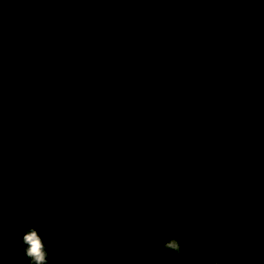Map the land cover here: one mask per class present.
Instances as JSON below:
<instances>
[{
	"label": "trees",
	"instance_id": "16d2710c",
	"mask_svg": "<svg viewBox=\"0 0 264 264\" xmlns=\"http://www.w3.org/2000/svg\"><path fill=\"white\" fill-rule=\"evenodd\" d=\"M2 1L1 19L11 18L9 1L7 6ZM187 2L144 0L136 4L146 3L142 6L149 12L144 16L151 19L152 26L162 34H171L166 44L169 50L161 56L153 49L140 54L132 53L131 48L122 52L120 42L126 37L120 30H114L109 48L102 47L107 42L101 46L100 32L94 27L100 18L87 16L91 11L101 14L107 6L94 0H65L70 7L68 20H78L92 37L85 55L87 36L80 31L69 47L59 37L50 42L40 30L35 33L37 40L19 39L33 45V50H21L26 47H15L11 36H0V88L10 85L16 74L18 78L29 74L27 65L20 66L24 65L21 60L6 62V47L10 45L16 48L15 53H20L19 49L28 52V62L39 66L43 74L47 66L61 65L60 61L75 69L71 90L57 92L62 98L72 96L74 100L78 76H82L84 88V76L92 63L111 69L135 92L128 99L121 124L103 129L104 133L100 128L96 135L92 133L93 140L100 143L90 146L104 153L106 159L103 173L107 175L99 188L93 190L91 183L84 182L91 168L74 180L80 162L83 167L87 162L86 156L79 154H63L69 167H56L62 159L54 161L47 154L36 177L34 171L23 176L22 169L7 174L9 179L12 175V186L21 180L36 186H16L14 218L7 199L0 203L1 252L24 251L16 223L22 233L37 230L48 264H264V31L248 0H219L209 12ZM203 10L205 13L200 14ZM197 15L201 17L195 22ZM105 22L112 24L107 17ZM34 27L39 29V25ZM256 41L259 45L252 46ZM121 55L136 59L127 72L117 69ZM156 60H160L157 65ZM154 66L161 71L151 69ZM52 77L58 79L53 73ZM120 91L123 89L116 92ZM116 94L118 103L109 114L122 108V93ZM1 105L13 124L0 126V145L15 148L20 130L25 129L24 114L17 107ZM37 111L41 115L26 125L32 133L30 144L35 141L31 127L35 120L70 113L38 107L32 114ZM85 112L100 123H108L103 118L116 117L101 115L93 108ZM75 121L86 128L83 121ZM59 124L38 123L36 129H41L42 135L49 132L55 136L63 129ZM49 139L65 146L58 136ZM90 151L92 165L99 160L95 168L100 156H95L92 148ZM58 172L61 176L54 180ZM67 181L72 182L64 184ZM53 182L62 184L59 188L41 187ZM170 238L179 242V254L162 247ZM0 264L31 262L23 254L0 258Z\"/></svg>",
	"mask_w": 264,
	"mask_h": 264
},
{
	"label": "flooded vegetation",
	"instance_id": "af4514ba",
	"mask_svg": "<svg viewBox=\"0 0 264 264\" xmlns=\"http://www.w3.org/2000/svg\"><path fill=\"white\" fill-rule=\"evenodd\" d=\"M7 1H9V4L11 6L9 8L8 16H11L12 19L10 17H8L7 19H3V17L2 20V16L0 17V22H2L0 23V36H11L9 38L12 39L13 45H15V47H26L25 49L21 50H33V48H35L33 45L29 46L28 44L20 43L21 40L19 39L21 38L37 40V35H35V33H37L39 30V34L47 37L50 42H55L56 38L59 37L60 40L63 39L67 42L68 47L71 46V42L72 44L74 43L73 39H75L76 41L77 38L75 37L77 36V31L83 32V30H85L83 24H80L78 20H68V16H70V7L68 4H65V0H3L2 2L5 6L9 5ZM126 1L127 2L122 4H116V1L114 0H94L95 3H103L107 6L102 10V13L100 12L101 14H97L91 11L88 14L89 16H87V19L91 16L92 19L96 20L100 18V23L98 25H95L94 27L97 28L100 32L99 42L101 46L104 42H107V44L104 43L102 47H106L107 45V48H109L110 44L113 41V36L115 35L114 30H120L122 33H124L126 37L123 42H120L122 52H125L131 48V50H133L132 53L136 51L139 52V54L143 51L147 52V50L149 51L152 49L159 53L160 56L161 53H167L169 49L166 44L170 42L171 34H162L158 28L152 26L153 24L151 23V19L149 17L144 16L149 12V10H145V6H142L146 3L136 6V4L142 3L144 2V0ZM218 1L219 0H188L187 3H189L191 6L193 5L205 7L206 12H209L216 8V4H218ZM248 2H250V4L254 6V17L257 19V24L260 25L259 27L261 28V30L264 31V3L262 2V0H248ZM80 5H83V2H81ZM161 11V9L157 10L159 15L161 14ZM241 11L243 12L244 16L248 18L247 11H245L244 8H242ZM203 13H205L204 10L200 14ZM73 14L75 15V12H73ZM186 15L187 13L184 12V16ZM135 16L137 17L135 18ZM105 17L110 18L112 24H107L105 22ZM200 17V15L195 16L194 21L196 22V20ZM190 18H192V16L188 17L189 24L192 25L193 22L190 21ZM37 25H39L38 30H36L35 27L33 28V26L37 27ZM3 30H6L7 32H4ZM84 35L87 36L85 33ZM262 35L264 36V32L262 33ZM91 39L92 37L89 34L86 37L85 52L83 53V55H85V53L90 50L89 45L91 44ZM255 43L253 44V42H251L252 46L259 45L257 41ZM161 44L163 45L160 46ZM5 45L8 46V43H5ZM163 46L165 47L162 49L163 52H161V47ZM6 50L8 56L6 62H11V59L21 60L24 65L20 66L24 67L25 65H27L26 70L29 73L28 75L26 74V76L21 75L19 78L18 74H16L17 77L12 78L10 85H6L0 88V107L2 106L1 104L6 105V108L17 107L22 111L21 114H24L23 124L25 125V129L23 127L22 130H20L19 132V144L16 145L15 148H8L5 145H0V203L7 199L10 207L9 209L13 213V205L15 204L13 198L14 193L16 191V186L14 187V184L13 186L10 184V179L12 178V175L9 179V175H7L8 173L14 174L18 170L22 169L21 174L23 176H26L30 172L34 171L35 173L33 174H35L36 177V175L38 174L37 169H41L42 166H44L47 154L51 155L52 158L55 159L54 161H56V159H62L61 161L56 162V167H69L68 162L65 161L68 160L67 157L55 156L53 154H50V152L53 151L59 152L61 154L62 152H65V150L61 148V146L55 145L54 142L49 139V137L52 136L55 138L56 136H58L59 139L62 141V144L65 143L64 147L71 149V151L83 150L85 151V153H91L90 148H92L93 152L96 151L94 147L90 146V144L100 143L99 140H93V136L96 135V128H100L99 131H101V133H104L103 128L100 127V122L99 120H97V117H95L91 113H86L85 111L93 108L98 110L101 115L108 114L109 117L116 116L114 117V119L103 118L104 121L108 122L106 124H111V126L114 125L112 128H115L118 124H121L123 122V119L125 118L126 110H123L125 106V100H127L128 107V99L132 94L134 95L135 92L133 91V88L127 87L125 85V81L121 79L119 75L113 73L111 69H103L98 64L92 63V65L90 66L88 71H86L87 73L84 76V80H86L84 88L82 86V76H78L77 83L74 87L76 93L74 100L72 96L68 98H62L57 92L61 90L60 92L62 93V90H71L73 84V75L75 74V69L72 71V68L67 64L66 61H60L63 62L61 65L56 63L55 67L47 66L46 70L48 71L43 74L41 73V68L39 66L35 65L34 63H31L30 61L28 62V58L30 55L28 54V52H21V50L19 49L20 53H15L13 50H16V48H11L10 45L8 46V48L6 47ZM103 55L105 54L103 53ZM122 56L123 55L119 57L118 64L116 66L119 71L121 70L123 72H127L130 69L131 65L134 64V61L136 59H128L127 56ZM0 58L3 59V55L0 54ZM82 58L83 57H81V59ZM155 62L157 65L160 63V60H156ZM153 68H155L159 72L161 71L157 66H154L151 69ZM151 69L148 70L149 73L151 72ZM52 73L56 75V78L58 77L57 80H53ZM77 73H79L78 70ZM255 73L256 71L254 72V74ZM49 82L52 85H50ZM17 83H19V86L13 88L14 86H16ZM79 83H81L82 89L79 100H77ZM121 88L123 89V92H116L117 89ZM245 89L250 90L251 87H249V89ZM116 93H118V95L122 93V108L118 111L119 113L109 114L111 112V109L115 107L118 103V96ZM28 107L29 110L27 109ZM38 107H41L42 110H60L61 108V110H63L64 112L70 113L65 114L61 118H56L58 120L56 123L60 122L59 126H62L63 129H61V131H57L55 136L53 133L49 132L48 134L46 132L42 135V132H40L41 129H38L39 131L36 129L35 132L37 133V136H35L33 129L34 126L35 128H37V122L40 119L35 120L33 125L31 126L35 141L34 144H30L32 139V133H30L28 127L26 128V125L32 122V118L41 115V111H37L36 113L32 114V111ZM136 111L137 110L132 109V112ZM122 114L124 116L121 121L118 122ZM8 116L11 115L7 109H0V126L3 125L5 128H8L13 124V122L9 120ZM72 119H74V121ZM82 119L89 120L90 122L87 123ZM75 120L83 121L86 125V128L78 126ZM256 130L259 131L261 129L259 128ZM120 131L122 133V130ZM93 132L94 135L92 136ZM89 136L90 139L87 140L86 138H88ZM19 147L20 150L16 151V149ZM54 148H59L61 151H55ZM98 153L100 156V163L97 167L94 168L95 164L99 160H96L95 163L92 165L91 159V171L87 175L86 181H84L88 184L91 183L93 190L102 186L104 182V177L107 175V173H103V171L107 170L104 168V163L106 160L104 158L105 155L101 152ZM98 153L96 151L95 156H97ZM91 156H93L92 153ZM80 165L81 168L79 169L78 176L87 172H84L82 162H80ZM94 175L95 178L92 179ZM60 176L61 172H58L54 176V180L55 178L59 179ZM60 184L62 183L53 182L51 183V185L48 186H59ZM10 185L12 186L11 192L9 189ZM73 191L74 190H71V192ZM63 197H67V194H64ZM14 217L15 216L13 213L12 218ZM15 227L18 235L22 239L23 233L16 225V223ZM17 254H19L18 256L23 255L24 251Z\"/></svg>",
	"mask_w": 264,
	"mask_h": 264
},
{
	"label": "clouds",
	"instance_id": "9594fccd",
	"mask_svg": "<svg viewBox=\"0 0 264 264\" xmlns=\"http://www.w3.org/2000/svg\"><path fill=\"white\" fill-rule=\"evenodd\" d=\"M262 2L264 3V0H262ZM51 119H56V118H51ZM56 122L57 121L52 122V123H56ZM48 123H50V122H48ZM100 124H106V123H100ZM103 129H105V127ZM107 129H109V128H107ZM61 148H63V147H61ZM63 149L65 150V152H62V154L66 153V154L86 155L87 156V162L84 165V172H86L90 169V162L92 159L90 152L85 153V151H83V150L71 151V149L65 148V147ZM54 150L55 151H61V150H57L55 148H54ZM81 152H83V153H81ZM88 154H89V156H88ZM83 175L84 174H82V176ZM56 187L59 188L60 186L57 185V186H54L53 188H56ZM22 243H24L26 245V247L24 249V254L26 255V257L29 258L31 264H48L47 252L45 250L44 243H43L42 238L39 236V234L35 228H30L22 234ZM162 247L164 249H167V250H172V251L176 252L177 254H179V252L181 251L180 244L175 238H170L169 240L164 242Z\"/></svg>",
	"mask_w": 264,
	"mask_h": 264
},
{
	"label": "water",
	"instance_id": "95a60500",
	"mask_svg": "<svg viewBox=\"0 0 264 264\" xmlns=\"http://www.w3.org/2000/svg\"><path fill=\"white\" fill-rule=\"evenodd\" d=\"M83 32L88 36L89 35V33H88V31H86V30H83ZM80 79V78H79ZM80 93H81V83H79V85H78V93H77V100H79V97H80ZM126 108H127V100H125V106H124V108H123V110H126ZM123 114L121 115V117H120V119H119V121L118 122H120L121 121V119L123 118ZM83 121H85V122H90L89 120H86V119H82ZM55 121H58L57 119H41V120H39L37 123H45V122H50V123H52V122H55ZM100 125V127H102V128H112L114 125H112L111 126V124H99ZM34 134H35V136H37V133L35 132L36 131V128H35V126H34ZM55 149H57V150H60V149H58V148H55ZM76 153V152H75ZM81 153H83V152H81ZM88 156H89V154H88ZM90 158V157H89ZM82 177V175H80V176H78L76 179H75V181H77V180H79L80 178ZM72 181H68V182H66V183H64V184H69V183H71ZM18 184H25V185H28V186H35L36 184H34L33 182H29V181H19V182H17V183H15L14 184V187L15 186H17ZM55 186H57V185H55ZM41 187H43V188H47V187H49V186H41ZM51 187H54V186H51ZM19 254H8V253H4V252H1L0 251V258H6V259H9V258H13V257H17Z\"/></svg>",
	"mask_w": 264,
	"mask_h": 264
},
{
	"label": "rangeland",
	"instance_id": "374dc122",
	"mask_svg": "<svg viewBox=\"0 0 264 264\" xmlns=\"http://www.w3.org/2000/svg\"><path fill=\"white\" fill-rule=\"evenodd\" d=\"M96 117V116H95ZM97 129V128H96ZM64 147V146H63ZM50 154H53L55 156H64L63 154L59 153V152H50Z\"/></svg>",
	"mask_w": 264,
	"mask_h": 264
}]
</instances>
